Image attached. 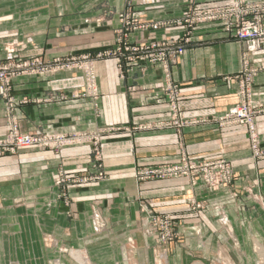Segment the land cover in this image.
I'll list each match as a JSON object with an SVG mask.
<instances>
[{"label": "crops", "instance_id": "crops-1", "mask_svg": "<svg viewBox=\"0 0 264 264\" xmlns=\"http://www.w3.org/2000/svg\"><path fill=\"white\" fill-rule=\"evenodd\" d=\"M183 5V0H135L133 9L140 23L147 24L180 17ZM122 8V0H0V60L6 57L4 44L12 40L20 45L14 53L20 58L94 57V99L71 96L85 88L81 70L15 77L11 96L20 129L41 134L84 131L98 137L100 152L95 161L93 145L84 143L20 148L0 157V264H74L62 248L82 249L91 264H128L126 249H121L127 238L133 239V261L154 264L156 242L144 233L147 210L169 214L179 233L166 246V264H210L209 253L224 237L211 207L220 201L226 204L233 241L244 250L239 258L244 261L245 249L256 245L246 241L247 233L257 234L264 248V160L252 158L244 127L218 126L210 118L238 99L236 83L226 77L241 70L242 45L214 24L197 27L168 77L177 85L182 114L200 121L159 128L170 118L162 68L137 63L125 66L121 75L114 57H96L116 46ZM180 33V24L142 27L132 30L129 40L141 43ZM250 63L264 65V47L250 56ZM252 92L253 102L261 106L255 123L264 145V70L255 76ZM4 108L0 97V138L8 127ZM182 155L229 160L238 195L231 198L224 188L214 191L201 182L191 185L185 177L137 179L139 168L174 163ZM60 172H102L105 178L70 182L62 192ZM190 200L205 206L194 208ZM95 218L103 224L100 232Z\"/></svg>", "mask_w": 264, "mask_h": 264}, {"label": "built area", "instance_id": "built-area-1", "mask_svg": "<svg viewBox=\"0 0 264 264\" xmlns=\"http://www.w3.org/2000/svg\"><path fill=\"white\" fill-rule=\"evenodd\" d=\"M193 3L189 4V12L182 18V33L174 37L144 43H129L128 31L142 26L134 19H129V16L119 14V27L115 31L117 34L116 46L113 50L99 53L98 56H113L117 60V67L121 75H123L122 70L125 67V58L133 63L158 64L166 78L163 91L166 93L170 118L168 121L157 124V127L189 126L199 122L200 119L186 118L182 114L177 103L179 96L177 85L169 81V67L177 62L186 45L193 41L194 30L197 27L203 24H214L227 38L239 42L242 45V52L241 70L235 75L226 77L236 83L238 99L225 112L210 118L218 126L244 127L248 133L251 155L262 159L264 158V145L259 142L255 123V117L260 112L261 106L253 102L252 82L258 72L264 70V65H251L250 56L264 47V0H230L205 6H197ZM165 24L156 23L153 24V27ZM5 51L6 61L0 63V95L5 100V118L8 127L4 136L0 138V156L13 154L19 148L24 147L50 146L59 148L63 144L66 145V142L71 139L66 138L63 133L33 134L21 133L18 130L17 122L12 115L14 101L11 96V80L25 74H41L63 69H84V91L81 94L72 92L71 96H90L94 99L97 92L92 72L93 56L90 53H85L79 56H56L47 60L37 56L33 59L13 61V49L6 46ZM124 51L129 52L127 56L124 55ZM95 151L98 155L97 149ZM136 177L139 180L185 177L191 185L201 182L209 188L216 189L220 186H228L232 181L233 172L230 161L226 158L200 161L182 155L174 163L143 166L137 170ZM103 178H105L103 173L94 177H70L64 172L59 174V182L65 184L84 183ZM191 202L194 208L202 207L194 200ZM223 210L224 207H219L220 212L223 213ZM145 214L147 226L144 233L147 236L164 242L172 237L174 222L169 214L156 213L152 210H147Z\"/></svg>", "mask_w": 264, "mask_h": 264}, {"label": "rangeland", "instance_id": "rangeland-1", "mask_svg": "<svg viewBox=\"0 0 264 264\" xmlns=\"http://www.w3.org/2000/svg\"><path fill=\"white\" fill-rule=\"evenodd\" d=\"M122 1H123V8L118 13V20H119V14H123L124 16H129V19H131V18L134 19L139 25H141L142 27H145V28L153 27V24H156V23H166V24H172V25H178V24H180V26H181V33H182L183 27H182L181 21H182V18L184 16V14H186V13L189 12V7H190L189 4H191V3L194 2L193 3L194 5H197V6H205V5H211V4H218V3H223V2H229L230 0H183V2H184L183 9L184 10L182 9L183 11H182V15L180 17L175 18V19H170V20H150V21L146 22L147 24H141L140 23L141 22L139 20L140 17L138 16L137 12L134 11V9H133V4H134V1L135 0H122ZM141 2H142V4L158 3L159 0H141ZM166 21H168V22H166ZM142 27H140V28H142ZM131 31L132 30L128 31L127 38H128V41H129L130 44H134V43L130 42V40H129V34H130ZM147 42H149V41H147ZM141 43H144V42H141ZM6 46L13 49V61L22 60V59H33L34 57H37V56H29L27 58H20V57L16 56L14 53L16 52V48L18 46H20V45H19V43H17L14 40H12L11 42H9V44H4V49L6 48ZM103 52L104 51L98 52L96 54V57H100V56H98V54L99 53H103ZM128 53L129 52L124 51V55L125 56H127ZM67 56H70V55H67ZM74 56H79V54L78 55H74ZM38 57H41L43 59H46V58H44L42 56H38ZM103 57H106V56L103 55ZM5 58L2 59V60H0V63L5 62L6 61ZM132 64H137V63L130 62L126 58L124 59V65L125 66L132 65ZM69 70H75V69H69ZM76 70H80V69H77L76 68ZM81 71H82V74H84V69H81ZM50 72H53V71H50ZM50 72H45V73H41V74H46V73H50ZM25 75L26 76H36V75H39V74L35 73V74H25ZM19 76H22V75H19ZM12 80H11V82H12ZM83 91L78 92V93L81 94ZM0 97L3 98L1 95H0ZM3 100H4V98H3ZM13 101H15V100H13ZM4 103H5V100H4ZM5 109H6V107L4 108V114H3L4 117H5V113H6V110ZM12 115H13L14 119L16 120L17 125H18L17 126L18 127V130L21 133H33V134H37V132H34V131H31V132H23L20 129L19 122H18L17 118L14 115V110L12 112ZM6 121H7V119H6ZM38 134H41V133H38ZM65 135H66V138H70L71 139V140L68 141L69 143L66 142L67 143L66 145H68V144L91 143L93 145V147L96 146L95 149H97L98 155L96 154V151L94 149V153H93L94 154V160L95 161H99L100 160V154H99L100 152H99V148H98L99 141H98V137L97 136L92 135V134H89V133H86L84 131H79V130H75V132H73L72 134L66 133ZM247 135H248V133H247ZM259 142H260V140H259ZM248 143H249V137H248ZM66 145L63 144V146H66ZM24 148H37V147H34L33 146V147H24ZM38 148L57 149L55 147H50V146H44V147H38ZM59 148H61V147H59ZM248 148H249V151H250V144H249ZM15 153H13V154H15ZM250 154H251V151H250ZM3 156H5V155H3ZM189 158L190 159H196V158H191V157H189ZM252 158L255 159V160H257V161L258 160H264V158H262V159L261 158H255L253 156H252ZM196 160H199V159H196ZM212 160H214V159H212ZM200 161H208V160H200ZM232 172H233V178H234L235 175H234L233 169H232ZM99 173H102V172H99ZM99 173H97V174H91L90 173V174H86V175H82V176H75V177H83V176L94 177V176L98 175ZM103 175H105V174L103 173ZM67 176H70V175H67ZM70 177H73V176H70ZM233 178H232L231 183L228 186H220V187H218L216 189H212V188H209V187L208 188L211 189V190H214V191H217V190H220L221 188H224L227 191V193L229 194V196L231 195V198H232V196L233 197H236L238 194H237L236 190H234V188L232 187L233 184H234L233 183ZM94 181H98V180H93V181L90 180V181H87V182H94ZM68 185L69 184H65V183L59 182V186L62 189V192L65 191V189L67 188ZM250 187L253 188L254 185H252ZM247 192H248V194L249 193L251 194L250 196H251V198H252L253 201L256 200L255 195L252 193V191H250V189ZM189 203L192 205L191 200H190ZM197 203H200L202 205L201 208H203L205 206V203H203V202H197ZM211 207L216 211V214H217L216 220H217V222L219 224L220 229L223 232L224 237L221 238V241L218 243V245L216 246V248L209 253L210 262H211L210 264H264V248H263V250H262V248H260V245L259 244H261V243H260V240H259V237L257 236V234H255V233H253V234L252 233H247L248 237L246 238V241L247 240H251V242H255L256 245L253 244V247L251 249H245L246 252H247V254H246V257L244 258L245 260L243 261L242 259L239 258V256H241V252H243L244 250L239 249L238 246H237V243L235 241H233L234 240V237H232L233 232H232V229H231V225L229 223L228 215L226 213V204H225V201L224 202H222V201L215 202V203H213L211 205ZM219 207H224L223 213L219 211ZM201 208H199V209H201ZM93 221H94V219H93ZM95 222H96V224L98 223L97 225H98L99 229H97ZM94 227H95L96 232H100L103 229V224L100 222V220H98V219L95 218ZM173 228H174L173 235L166 242L154 238V240L156 242V246L153 249V253H154V264H166L165 263V260L163 259L164 258V255H165V252H167V250H168L166 246H167V244H169V242H173L177 238V236L179 235V233L175 230V226ZM189 228H190V230H192V234H194V236H196V235L199 234L198 233L199 232L198 228L197 229H194L193 226H191ZM263 239H264V234H263ZM226 240L227 241L228 240L229 241H233V243L230 242L231 244L229 245ZM132 243H133V239L127 238L126 244H124V245H126V248L123 245L121 247V249H123V250L126 249L128 264H138L136 261H133V253H132L133 247H132ZM60 252L63 253V254H65L67 257L71 258V260L74 261V264H83V263H80L79 262V259L77 258V254H79L80 256L84 257L87 260L88 264H91V263H89V260H88L87 256L84 254V251L82 249H80V248H74V249H71V248H62L60 250ZM59 264H63V263L60 262Z\"/></svg>", "mask_w": 264, "mask_h": 264}, {"label": "bare ground", "instance_id": "bare-ground-1", "mask_svg": "<svg viewBox=\"0 0 264 264\" xmlns=\"http://www.w3.org/2000/svg\"><path fill=\"white\" fill-rule=\"evenodd\" d=\"M94 221H95V219H94ZM95 224H96V222H95ZM97 224H98V223H97ZM97 224H96V227H97V229H99V227H98ZM97 231H98V230H97ZM83 256H84V255H83ZM77 258L79 259V262H80V263L88 264L87 260H86L84 257L80 256L79 254H77Z\"/></svg>", "mask_w": 264, "mask_h": 264}]
</instances>
